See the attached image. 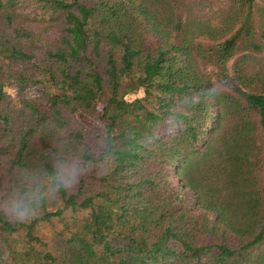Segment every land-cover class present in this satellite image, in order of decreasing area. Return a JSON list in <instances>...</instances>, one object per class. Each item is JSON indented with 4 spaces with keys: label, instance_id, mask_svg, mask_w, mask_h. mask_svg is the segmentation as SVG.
Returning a JSON list of instances; mask_svg holds the SVG:
<instances>
[{
    "label": "trees",
    "instance_id": "trees-1",
    "mask_svg": "<svg viewBox=\"0 0 264 264\" xmlns=\"http://www.w3.org/2000/svg\"><path fill=\"white\" fill-rule=\"evenodd\" d=\"M17 189L0 264H264V0H0Z\"/></svg>",
    "mask_w": 264,
    "mask_h": 264
},
{
    "label": "clouds",
    "instance_id": "clouds-1",
    "mask_svg": "<svg viewBox=\"0 0 264 264\" xmlns=\"http://www.w3.org/2000/svg\"><path fill=\"white\" fill-rule=\"evenodd\" d=\"M81 176L77 174L75 166H68L63 169L57 177V183L52 188V195L55 197L60 191L70 190L77 186ZM43 205L41 198L33 192H25L17 189L11 194L0 198V214H3L17 222H24L39 214Z\"/></svg>",
    "mask_w": 264,
    "mask_h": 264
},
{
    "label": "rangeland",
    "instance_id": "rangeland-1",
    "mask_svg": "<svg viewBox=\"0 0 264 264\" xmlns=\"http://www.w3.org/2000/svg\"><path fill=\"white\" fill-rule=\"evenodd\" d=\"M12 93H14V91H12ZM31 94V93H30ZM186 193L189 195V196H193L194 195V192L190 189V188H187L186 189Z\"/></svg>",
    "mask_w": 264,
    "mask_h": 264
}]
</instances>
